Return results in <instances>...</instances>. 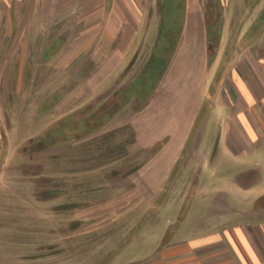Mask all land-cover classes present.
I'll list each match as a JSON object with an SVG mask.
<instances>
[{"label":"crops","instance_id":"1","mask_svg":"<svg viewBox=\"0 0 264 264\" xmlns=\"http://www.w3.org/2000/svg\"><path fill=\"white\" fill-rule=\"evenodd\" d=\"M159 1L0 0V158L2 103L10 80L40 68V78L77 80L73 95L99 92L121 74L133 55L152 48L155 39L149 21L159 15ZM255 2L241 14H251ZM205 13L201 0H185L181 34L168 66L130 120L135 143L152 149L147 161L131 173L130 185L124 188L119 180L77 193L73 205L86 208L75 214L79 222L103 220L128 206L152 205L141 214L147 211L154 217L139 214L142 218L139 222L137 218L131 237L122 236L125 248L136 243L149 250L128 259H120V250L105 252L98 264H264V18L254 22L244 38L233 37L226 45L222 39L211 55ZM64 92L70 94L64 87L57 90ZM220 147L224 155L220 159L230 157L242 164L236 169H212ZM224 172L231 177L224 187L212 185L215 193L200 216L189 217L193 200L177 219L158 216L173 191L191 185L200 190L207 175ZM195 174L197 178H192ZM116 189L125 191L109 197ZM229 191L252 196L234 202ZM96 192H103V199L96 200ZM89 224L84 231L60 234L58 239L89 235L83 233L92 231ZM23 236L21 248L16 246L21 242L16 234L3 235L0 244L6 245H0V264H49V260L95 264L77 258L79 254L69 248L47 252L49 247L43 244L34 246L43 253L33 258V234ZM65 254L71 255L68 263L59 262Z\"/></svg>","mask_w":264,"mask_h":264},{"label":"rangeland","instance_id":"2","mask_svg":"<svg viewBox=\"0 0 264 264\" xmlns=\"http://www.w3.org/2000/svg\"><path fill=\"white\" fill-rule=\"evenodd\" d=\"M254 1L256 4L252 13L246 17L242 15L241 11ZM159 2V15L153 16L149 21L155 39L152 48L133 55L121 74L99 92L73 95L71 88L77 80L66 77L57 80L40 78V68L36 72L27 73L25 78L10 80L2 103L4 153L0 158L1 241L5 239L4 234H16V240L21 241L16 246L22 248L23 241H26L23 234H33L30 236L32 248H35L31 253L33 258L43 253L38 249L39 246H34L43 244L49 247L47 252L60 247L69 248L71 252L79 254L77 258L93 260L95 264L102 261L105 252L107 254L120 250V259H128L133 255H144V251L149 250V247L136 246V243L125 248L123 241L126 238L122 236L129 234L131 237L141 215L143 218L154 217L147 211L141 214L143 209L151 208L150 203L143 205L145 207L120 208L117 213H111L112 216H106L103 220L90 221L94 227L92 231L83 232L89 235H82L77 240L71 237L63 240L58 238L60 234L84 231L90 225V222H79L78 217H75L78 211L80 215L86 209L74 206L77 193H87L81 189H100L104 183L109 185L119 180H123L121 185L124 188L128 187L131 173L147 161L148 152L152 150L135 143L130 127L131 118L148 97L131 96L129 91L149 61L165 23L166 3L165 0ZM201 2L209 26L211 55L216 52L222 39L226 45L233 37L244 38L254 22L262 23L264 18L261 14L264 0ZM176 7L175 22L181 23L185 0H176ZM241 19L244 20L240 25ZM174 36L178 39L179 32H175ZM15 67H18V63ZM46 73L51 75V71ZM59 87L67 88V91H71L70 94H57ZM218 150L212 169H236V165L242 164V160L230 157L220 159V156H224L223 149L220 147ZM229 177L231 175L228 172L222 175L209 174L200 190L195 189L196 185H191L182 191H173L169 200L162 204L158 216L175 215L177 219L191 200L195 204L190 209L189 217L200 216L215 193L212 185L220 184L224 187ZM192 178H197V174ZM124 191L113 190L109 197L120 195ZM229 193L234 202L241 203L252 196V193ZM224 194L219 196L220 199L224 198ZM104 196L103 192H96L95 199L101 200ZM74 198L76 199L73 201ZM141 235L137 239L138 243L142 241ZM0 245L5 246L6 243ZM29 254L26 253V257ZM25 255L19 254L17 257ZM70 256L63 255L59 262L68 263L67 258ZM55 262L57 261L49 260V264Z\"/></svg>","mask_w":264,"mask_h":264},{"label":"trees","instance_id":"3","mask_svg":"<svg viewBox=\"0 0 264 264\" xmlns=\"http://www.w3.org/2000/svg\"><path fill=\"white\" fill-rule=\"evenodd\" d=\"M165 3V23L162 26L161 34L149 61L130 88L129 94L131 96L137 95L146 98L151 95L166 70L179 40L174 36V33L179 32L180 36L183 20L181 23L175 22L177 14L176 0H165Z\"/></svg>","mask_w":264,"mask_h":264}]
</instances>
